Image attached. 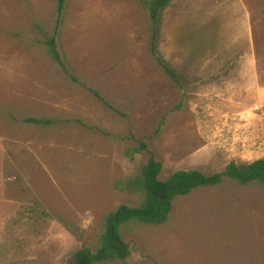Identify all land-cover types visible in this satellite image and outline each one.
Returning a JSON list of instances; mask_svg holds the SVG:
<instances>
[{"label":"rangeland","instance_id":"rangeland-1","mask_svg":"<svg viewBox=\"0 0 264 264\" xmlns=\"http://www.w3.org/2000/svg\"><path fill=\"white\" fill-rule=\"evenodd\" d=\"M155 51L142 0H66L60 24L56 0H0V264L94 249L104 216L140 201L115 181L150 156L160 178L264 157V0H170ZM121 233L129 255L96 264H264V187L224 178Z\"/></svg>","mask_w":264,"mask_h":264},{"label":"trees","instance_id":"trees-1","mask_svg":"<svg viewBox=\"0 0 264 264\" xmlns=\"http://www.w3.org/2000/svg\"><path fill=\"white\" fill-rule=\"evenodd\" d=\"M170 0H142L150 19V49L155 51V38L157 34L159 11ZM66 0H56L57 21L60 24ZM46 52L63 71L68 72L56 43V34L45 40ZM155 60L168 76L178 82L174 70L168 66L161 57ZM72 80H77L70 75ZM97 94V93H96ZM23 122L39 126H49L56 123L52 118L25 117ZM146 148L140 141L135 152ZM161 163L152 156L143 163L135 175L115 181L119 190L140 196L136 205L119 204L108 212L102 221L101 230L97 236L96 247L91 249L83 246L72 255L73 264H96L115 260H124L129 255V245L122 237L121 227L137 222L142 224L161 225L166 222L174 200L185 196L194 189L203 186H214L224 178H228L238 185L258 183L264 187V157L250 162L231 161L223 170L214 173H205L195 168L178 169L171 172L166 178H160Z\"/></svg>","mask_w":264,"mask_h":264}]
</instances>
